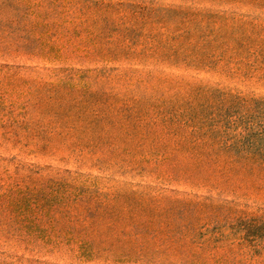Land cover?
Instances as JSON below:
<instances>
[{
  "label": "rangeland",
  "instance_id": "obj_1",
  "mask_svg": "<svg viewBox=\"0 0 264 264\" xmlns=\"http://www.w3.org/2000/svg\"><path fill=\"white\" fill-rule=\"evenodd\" d=\"M258 121L264 0L1 4L0 264H264Z\"/></svg>",
  "mask_w": 264,
  "mask_h": 264
},
{
  "label": "trees",
  "instance_id": "obj_2",
  "mask_svg": "<svg viewBox=\"0 0 264 264\" xmlns=\"http://www.w3.org/2000/svg\"><path fill=\"white\" fill-rule=\"evenodd\" d=\"M12 0H4L1 4L5 5H10ZM58 1V0H54ZM70 2H73V0H68ZM17 10H20L19 7H17ZM32 12L28 10V8L18 16L17 21L20 27H23L26 25V20L29 14ZM58 14H61V12H58ZM37 17H40L39 14H37ZM69 18V16L67 17ZM64 21V18L62 17L61 19ZM68 21H71L70 19ZM26 22V23H25ZM42 21H35L31 23L32 26H37L40 25ZM130 34H135L134 31L130 30ZM127 34L128 36L130 34ZM245 133L236 136L232 140V142L227 145H225L226 152L233 156L236 157L238 160H246V161H251V162H261L264 166V121H258L255 123V126L253 124L246 125L244 126ZM231 136H229V141H230ZM252 169H254L252 167ZM262 169V168H260ZM251 170V169H249ZM243 225L242 227H234L232 226V229H234V232H243L241 235V241L242 243L248 244V245H253L257 246L260 242L264 240V222L261 225H256L255 223H247L241 224ZM245 225V226H244ZM80 237L78 239H83L82 235H76V237ZM83 241V240H81ZM82 244L86 245V242H81ZM87 245H90L87 244ZM262 251L264 252V248H262ZM260 254V249H256L255 255Z\"/></svg>",
  "mask_w": 264,
  "mask_h": 264
}]
</instances>
